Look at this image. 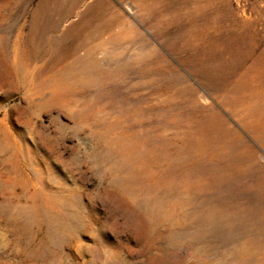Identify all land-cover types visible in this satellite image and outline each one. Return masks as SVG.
<instances>
[{"label":"rangeland","instance_id":"rangeland-1","mask_svg":"<svg viewBox=\"0 0 264 264\" xmlns=\"http://www.w3.org/2000/svg\"><path fill=\"white\" fill-rule=\"evenodd\" d=\"M95 1L0 0V264H264V0Z\"/></svg>","mask_w":264,"mask_h":264},{"label":"bare ground","instance_id":"bare-ground-1","mask_svg":"<svg viewBox=\"0 0 264 264\" xmlns=\"http://www.w3.org/2000/svg\"><path fill=\"white\" fill-rule=\"evenodd\" d=\"M175 6H178L176 18L178 21V32H179L178 38L180 42H183L185 44H190L193 46H197V45L199 46V44L204 43V42H213L215 31H217V29L221 30L222 28L225 27V25L218 26V23H221L223 21V15L219 14L218 11L214 10L213 0H178L177 4L175 5L173 2L167 5L166 10L169 11L171 9H174ZM65 17L67 16L63 12H60L55 21L49 20L51 21V23L49 22L50 24L48 27H50L52 32L58 31L59 22ZM92 20L93 19L88 20V24ZM108 25H109V22L98 25V28L96 27V30L93 31V33L92 32L87 33V36L96 34L98 31L103 30V28ZM156 25L159 27L162 25V22L160 19L157 20ZM137 36H141L140 33L134 34L135 38ZM38 41L39 40H37L36 43ZM39 42L40 44H44L46 41L45 39H41ZM35 55L37 56V58H39L41 56V51L35 52ZM142 56H143V53H142ZM80 60L82 61L81 63L88 66L90 70L96 69L97 65L89 64L90 59L82 58ZM100 69H101V64L100 62H98V71H100Z\"/></svg>","mask_w":264,"mask_h":264},{"label":"crops","instance_id":"crops-1","mask_svg":"<svg viewBox=\"0 0 264 264\" xmlns=\"http://www.w3.org/2000/svg\"><path fill=\"white\" fill-rule=\"evenodd\" d=\"M79 2L77 1L76 4H79ZM70 6H71V4H70ZM75 8H76V5H75ZM75 8L73 9V11L75 10ZM69 9H70V7H69ZM87 9L89 11L90 10L97 11L98 15H96V16H98V19L106 18V17L110 16V14L113 10L112 1L111 0H96L93 4H89Z\"/></svg>","mask_w":264,"mask_h":264}]
</instances>
